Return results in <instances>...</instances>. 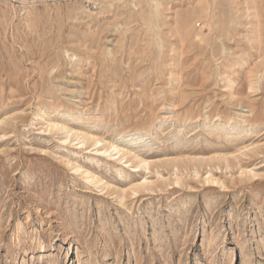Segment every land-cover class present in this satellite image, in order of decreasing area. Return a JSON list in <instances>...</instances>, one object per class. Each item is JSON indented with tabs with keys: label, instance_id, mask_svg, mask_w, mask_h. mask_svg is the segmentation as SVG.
I'll return each instance as SVG.
<instances>
[{
	"label": "rangeland",
	"instance_id": "374dc122",
	"mask_svg": "<svg viewBox=\"0 0 264 264\" xmlns=\"http://www.w3.org/2000/svg\"><path fill=\"white\" fill-rule=\"evenodd\" d=\"M263 52L264 0H0V264H264Z\"/></svg>",
	"mask_w": 264,
	"mask_h": 264
},
{
	"label": "bare ground",
	"instance_id": "6f19581e",
	"mask_svg": "<svg viewBox=\"0 0 264 264\" xmlns=\"http://www.w3.org/2000/svg\"><path fill=\"white\" fill-rule=\"evenodd\" d=\"M261 51V50H260ZM263 51V50H262ZM264 53V52H263ZM227 129H229V131H233V127L232 126H229ZM113 147V146H112ZM113 150H116L115 147H113ZM119 152V150L117 151V153Z\"/></svg>",
	"mask_w": 264,
	"mask_h": 264
}]
</instances>
